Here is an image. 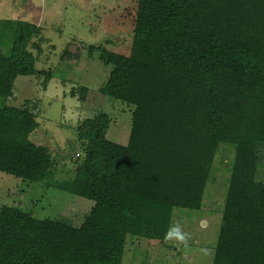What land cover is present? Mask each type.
<instances>
[{"label": "trees", "instance_id": "trees-1", "mask_svg": "<svg viewBox=\"0 0 264 264\" xmlns=\"http://www.w3.org/2000/svg\"><path fill=\"white\" fill-rule=\"evenodd\" d=\"M132 25L128 56L88 47L111 67L101 92L133 107L127 145L107 139L98 114L77 130L74 177L54 180L47 148L30 140L35 114L0 107V173L89 209L75 223L1 206L0 264H122L128 236L168 242L173 210L202 208L221 144L235 155L212 264H264V0H137ZM40 35L0 20V101L19 77L50 81L31 52Z\"/></svg>", "mask_w": 264, "mask_h": 264}, {"label": "rangeland", "instance_id": "rangeland-1", "mask_svg": "<svg viewBox=\"0 0 264 264\" xmlns=\"http://www.w3.org/2000/svg\"><path fill=\"white\" fill-rule=\"evenodd\" d=\"M136 1L0 0V20L41 29L34 39L39 49L31 52L37 57L35 69L51 72L50 81L44 86L43 75L17 78L12 96L1 99L0 107H28L35 114L38 128L30 140L47 148L54 180L74 177L76 162L83 158L77 130L86 120L106 115L107 139L122 146L128 143L133 107L101 92L111 67L99 60V51L90 56L88 47L108 41L107 50L128 56ZM221 145L227 146H221L214 159L202 208L172 212L171 227L188 234L186 243L168 238L153 244L128 236L122 264H212L235 155L233 146ZM30 203L39 219L65 217L79 223L89 212L88 202L73 195L0 173V207Z\"/></svg>", "mask_w": 264, "mask_h": 264}, {"label": "clouds", "instance_id": "clouds-1", "mask_svg": "<svg viewBox=\"0 0 264 264\" xmlns=\"http://www.w3.org/2000/svg\"><path fill=\"white\" fill-rule=\"evenodd\" d=\"M166 237L170 239L174 238V239L179 240L180 242H185V243L187 239L189 238L187 233L182 232V230H180L179 228L175 226L169 229V231L166 233Z\"/></svg>", "mask_w": 264, "mask_h": 264}]
</instances>
